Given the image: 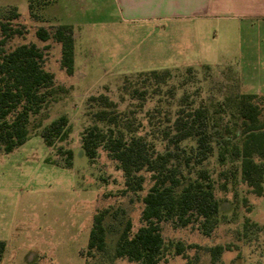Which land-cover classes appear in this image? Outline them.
Returning a JSON list of instances; mask_svg holds the SVG:
<instances>
[{"label":"rangeland","instance_id":"rangeland-1","mask_svg":"<svg viewBox=\"0 0 264 264\" xmlns=\"http://www.w3.org/2000/svg\"><path fill=\"white\" fill-rule=\"evenodd\" d=\"M29 3L0 0L3 9L17 8L26 27V34L12 38L6 49L32 43L48 46L44 67L66 91L32 118L24 145L0 154V241L7 243L0 264H138L117 257L115 248L127 221L133 233L142 226L143 197L153 184L151 175L143 173V191L124 194V174L107 151L100 148L94 162L88 159L81 140L93 124L89 98L108 95L138 130L136 135L155 138L161 153L174 150L162 136L170 132L179 111L205 105L213 110L239 93H264V58L262 68H249L247 59L264 57V22H126L114 0H56L44 7L36 3L40 19L34 20ZM62 24L75 31L73 76L61 67V45L36 36L39 27ZM189 68L194 71L189 73ZM164 70H171L172 77L159 86L142 75ZM173 88L174 98L169 93ZM183 96L188 100L181 106ZM62 115L69 118L70 137L48 147L40 131ZM223 116L226 124L229 114ZM237 130L241 132L239 126ZM215 140L222 142L221 134ZM59 147L72 149L71 167L64 165ZM218 152L215 149L203 164L221 206L217 227L205 236L198 225L183 228L163 222L166 249L160 264H264V195L254 194L239 175L224 187L220 174L230 164L222 166ZM179 154L185 162L187 153ZM104 209L110 210L105 222L107 248L83 256L94 217ZM178 246L183 248L180 255ZM217 246L224 251L214 260L212 249Z\"/></svg>","mask_w":264,"mask_h":264},{"label":"trees","instance_id":"trees-1","mask_svg":"<svg viewBox=\"0 0 264 264\" xmlns=\"http://www.w3.org/2000/svg\"><path fill=\"white\" fill-rule=\"evenodd\" d=\"M53 1L56 0H30L31 18L40 19L36 3L44 7ZM20 18L17 8L0 7V154H9L24 145L30 138L32 118L40 115L54 97L66 91L56 84L54 73L44 67L48 46L40 48L32 43L6 49L7 42L12 38L26 34V27L21 24ZM36 36L42 42L53 39L61 45V67L68 76H73L74 27L66 24L49 29L39 27ZM193 71V68L188 69L189 73ZM142 75L148 82L159 86L171 79L172 71H150ZM125 89L127 91L128 87ZM169 93L172 98L176 96L174 88ZM187 100L188 96H183L181 106ZM223 114H229L226 124ZM88 115L93 124L85 129L81 140L88 159L94 162L100 148L107 151L124 174V194L144 190V172L151 175L153 182L143 197L142 226L133 233L131 221H127L117 240L115 254L119 258H128L138 264H160L166 249L161 231L163 222H172L176 227L183 228L198 225L205 236L213 233L221 206L215 196L211 173L203 168V164L215 149L219 150L221 165L227 167L230 164L220 174L225 179L224 187L239 175L254 194L264 195V95L239 93L226 98L213 110L205 105L179 111L170 132L162 136L163 140L168 139V147L173 146L174 150L170 147L164 153L157 150L155 138L149 140L136 135L138 130L133 128V123L119 110L118 103L108 95L91 96ZM219 127L222 131H218ZM218 133L222 142L215 140ZM70 134L66 115L51 121L40 131L44 143L51 148L68 140ZM186 142L193 144L183 145ZM179 150L187 153L185 162H182ZM57 153L65 160L66 167L72 166V149L59 147ZM187 174L193 177L188 178ZM109 211L104 209L95 215L88 249L82 251L83 256L106 250L105 222ZM6 250L7 243L0 241V263ZM182 251L183 248L178 246V255ZM223 251V246L214 247V260Z\"/></svg>","mask_w":264,"mask_h":264},{"label":"crops","instance_id":"crops-1","mask_svg":"<svg viewBox=\"0 0 264 264\" xmlns=\"http://www.w3.org/2000/svg\"><path fill=\"white\" fill-rule=\"evenodd\" d=\"M126 22H264V0H114ZM259 55L248 56L249 68H262ZM258 95H264L258 94Z\"/></svg>","mask_w":264,"mask_h":264}]
</instances>
